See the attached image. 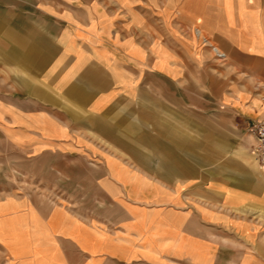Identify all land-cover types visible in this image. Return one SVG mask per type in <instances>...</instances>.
<instances>
[{"label":"crops","instance_id":"1","mask_svg":"<svg viewBox=\"0 0 264 264\" xmlns=\"http://www.w3.org/2000/svg\"><path fill=\"white\" fill-rule=\"evenodd\" d=\"M0 45V143L88 200L0 196L17 263L264 264V172L195 158L264 115V0H0Z\"/></svg>","mask_w":264,"mask_h":264},{"label":"rangeland","instance_id":"2","mask_svg":"<svg viewBox=\"0 0 264 264\" xmlns=\"http://www.w3.org/2000/svg\"><path fill=\"white\" fill-rule=\"evenodd\" d=\"M3 37L4 36H1V38ZM6 38V43H13V35H7ZM41 38L51 39V37L48 36H42ZM198 42L200 45L204 46L200 42V38ZM2 45H0V48L3 49ZM214 45L217 46L216 44ZM212 57L217 65H224L227 63V60L223 62L216 60L213 54ZM0 58L3 59L4 55L0 54ZM13 70L14 68L12 67L0 66V75L3 77L4 75H8L9 71ZM255 102L257 101H252L251 105H255ZM215 122L230 123L229 126L231 130L229 133V140L222 141V137L215 132L212 150L213 155L209 158L210 160L208 162V158L205 159V145H199L198 153L195 157L198 161V167L200 168L207 164L209 166L208 169L211 171L232 172L239 169L238 166L240 163L247 172L259 171L258 168L264 172V168L259 167L255 162L256 165H254L253 159L251 160L247 155L249 152L250 139L246 132V127H243L244 125L238 119L232 117H220L217 120L215 119ZM201 138V134L199 133V141ZM203 143L206 144L204 141ZM50 159L51 158H44L42 161L36 163L22 162L20 156H18L15 151L0 143V196L31 192L38 197H45L51 204L59 202L76 208H78L81 203L88 201L84 195L71 194L73 191L71 183L75 182L74 180L63 179L60 174H56L57 170L61 171L67 168L68 164ZM75 170L85 171L83 168L79 167H76ZM6 200H10V197L6 198ZM14 213L13 210H9L6 204L0 203V264H20L16 262L18 257L21 254L29 252V244L18 241L19 230L16 228V225H12L14 222L12 214ZM24 213L26 216L23 215V218L26 220L28 218V213ZM19 222L20 221H18V223ZM26 264H29V262H26Z\"/></svg>","mask_w":264,"mask_h":264},{"label":"built area","instance_id":"3","mask_svg":"<svg viewBox=\"0 0 264 264\" xmlns=\"http://www.w3.org/2000/svg\"><path fill=\"white\" fill-rule=\"evenodd\" d=\"M193 32L196 38H200V42L210 49L216 60L222 62L227 60L226 54L215 46L199 28H194ZM246 132L250 139L249 154L255 159L259 167L264 168V115L251 120L246 126Z\"/></svg>","mask_w":264,"mask_h":264},{"label":"bare ground","instance_id":"4","mask_svg":"<svg viewBox=\"0 0 264 264\" xmlns=\"http://www.w3.org/2000/svg\"><path fill=\"white\" fill-rule=\"evenodd\" d=\"M202 43V42H201ZM254 162L256 163L255 159H254ZM257 164V163H256Z\"/></svg>","mask_w":264,"mask_h":264}]
</instances>
